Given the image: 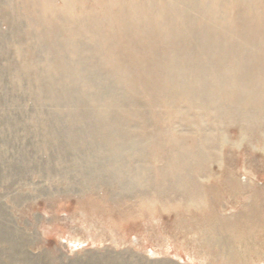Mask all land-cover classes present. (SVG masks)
Segmentation results:
<instances>
[{"label":"rangeland","instance_id":"obj_1","mask_svg":"<svg viewBox=\"0 0 264 264\" xmlns=\"http://www.w3.org/2000/svg\"><path fill=\"white\" fill-rule=\"evenodd\" d=\"M63 1L0 0V220L18 247L11 251L12 241L0 242L2 264H217L215 248H202L198 231L182 218L191 212L194 218L229 219L245 212L253 194L264 206V129L249 135L239 118L222 113L240 98L264 122V0H248L245 8H236L234 0H193L190 7L183 0H76L68 11ZM69 12L85 20L69 24ZM246 32L249 45L239 38ZM68 40L85 48L70 54ZM64 62L75 65L70 78L78 76V88L68 87ZM96 106L104 111L93 113ZM101 125L113 126L112 144L122 151L128 173L139 156L129 150L144 145V166L161 168L166 153L176 152V139L188 146L190 133L211 132L215 157L196 178L206 200L173 190L156 197L155 189L145 192L139 185L125 193V175L110 185L88 179L86 169L108 164ZM229 171L246 191L231 192ZM257 235L263 260L250 264H264V232Z\"/></svg>","mask_w":264,"mask_h":264},{"label":"bare ground","instance_id":"obj_2","mask_svg":"<svg viewBox=\"0 0 264 264\" xmlns=\"http://www.w3.org/2000/svg\"><path fill=\"white\" fill-rule=\"evenodd\" d=\"M76 0H64L63 3L65 5V8L68 10L71 9L72 6H76V3L75 2ZM248 0H234V3H235V7L238 8V6L240 5H243L245 8V5L246 4H250L251 2H253L254 0H252L250 3L247 2ZM96 2V1H95ZM117 2V1H116ZM115 2V3H116ZM123 2V1H122ZM113 3V2H112ZM119 3V2H118ZM193 0H183V4H186L188 5L189 7L193 4ZM227 3V2H226ZM81 4L78 2V5ZM150 4V3H149ZM142 5V4H141ZM184 5V6H186ZM251 5V4H250ZM97 6V5H96ZM115 6V5H113ZM112 6V7H113ZM118 8H121L122 6H124V3L121 5H117ZM143 6V5H142ZM150 6V5H149ZM111 7V6H110ZM169 7V6H168ZM117 8V9H118ZM144 8V7H143ZM186 8V7H185ZM112 9V8H110ZM173 9V8H172ZM181 9V8H180ZM189 9V8H188ZM192 9V8H191ZM107 10H109V8H107ZM123 10V8H122ZM230 8H226V12H230ZM55 11V10H54ZM174 11V9H173ZM189 11V10H188ZM214 11V10H213ZM212 11V12H213ZM119 12V11H118ZM123 12V11H122ZM237 12V11H236ZM89 13H92L89 12ZM109 13V12H108ZM120 13V12H119ZM133 13V12H132ZM231 13V12H230ZM111 16L113 15L112 13H110ZM186 14V13H185ZM187 14H189L187 12ZM137 15V14H135ZM89 21H92L95 25H99L98 22H94V20H97L94 16L95 15H92V14H89ZM123 16V15H122ZM185 16V15H184ZM121 17V16H120ZM120 17L118 21H120ZM187 17V16H185ZM184 17V18H185ZM230 17H232V15L230 14ZM82 18V17H81ZM79 17H76L75 14L73 15L72 12H69L67 14V16H65V21L67 23H71L72 20L74 19H81ZM127 18V17H125ZM144 18V17H143ZM259 18V17H258ZM58 19V18H57ZM56 19V20H57ZM114 19V18H112ZM117 21V18H115ZM137 19V18H136ZM135 19V20H136ZM188 19V18H187ZM191 20V18H189ZM188 19V21H189ZM228 19V18H227ZM85 19L82 18V20L80 21H83ZM121 20H124V18ZM134 20V21H135ZM138 20V19H137ZM142 20V19H141ZM140 20V21H141ZM150 20V18L148 19ZM162 20L164 21V19L162 18ZM161 20V22H162ZM182 20V19H181ZM186 20V19H184ZM182 20V21H184ZM223 20V19H222ZM62 21V20H61ZM188 21L186 22L188 24ZM262 21V20H261ZM87 22V20L85 21ZM105 22V21H104ZM123 22V21H122ZM160 22V23H161ZM237 22V21H236ZM60 23V22H59ZM128 23H130L128 21ZM155 23V22H154ZM163 23V22H162ZM185 22H183L184 24ZM185 23V25H186ZM85 24V23H84ZM159 24V23H158ZM167 24V23H165ZM232 24V23H231ZM250 26H248V30L249 28H252V25L251 23H248ZM261 24V23H260ZM62 25V24H61ZM74 25V24H73ZM111 25V24H110ZM161 25V24H160ZM168 25H169V22H168ZM167 25V26H168ZM222 25V24H221ZM84 26H87V24H85ZM83 26V27H84ZM112 26V25H111ZM146 26V25H145ZM159 27V25H157ZM188 26V25H187ZM186 26V27H187ZM115 27V26H114ZM162 27H165V26H162ZM170 27V25L168 26ZM172 27V26H171ZM220 27V26H219ZM232 27V26H231ZM256 27V26H255ZM77 28V27H76ZM85 28V27H84ZM88 29V27H86ZM110 28V27H109ZM127 28V27H125ZM135 28V27H134ZM176 28V27H175ZM213 28V27H212ZM82 28H78V30H81ZM116 29V28H115ZM141 29V28H139ZM169 30V28H167ZM171 29V28H170ZM217 29H220V28H217ZM114 32V28L112 29ZM128 30V29H127ZM165 30V29H164ZM209 30V29H208ZM226 30V29H224ZM231 30V29H230ZM76 31V29H75ZM88 31V30H87ZM86 31V32H87ZM90 31V29H89ZM130 31V30H128ZM159 31V30H158ZM170 31V30H169ZM174 31V30H173ZM212 31V30H211ZM98 32V31H97ZM124 32V31H123ZM127 32V31H126ZM148 31H146L147 33ZM152 32V31H150ZM171 32V31H170ZM176 32V30H175ZM179 32H182V31H179ZM184 32V31H183ZM214 32V31H213ZM74 33V32H73ZM99 33V32H98ZM113 33V32H112ZM116 33V32H115ZM128 33V32H127ZM130 33V32H129ZM140 33V32H139ZM154 33V31H153ZM156 33V32H155ZM166 33V30L165 32ZM229 33V31H228ZM235 33V32H234ZM251 33V32H249ZM249 33L247 34V32L245 33H240V36L239 38H241L242 40H245V41H241L243 44H250L249 41H252L251 40V36L249 35ZM114 34V33H113ZM125 34V33H124ZM132 34V32H131ZM130 34V35H131ZM152 34V33H150ZM168 34V33H166ZM208 34V33H206ZM216 34V33H215ZM218 34V33H217ZM69 35V33H68ZM78 35V34H77ZM84 35V33H83ZM90 35V34H89ZM91 35H94V34H91ZM98 35V34H97ZM122 35V34H121ZM129 35V34H128ZM128 35L126 37H128ZM129 35V36H130ZM156 35V34H155ZM170 35V34H169ZM168 35V36H169ZM174 35V34H173ZM172 35V37H173ZM176 35V34H175ZM231 35V33H230ZM234 35V34H233ZM261 35V34H260ZM75 36V35H73ZM79 36H82L79 35ZM100 36V35H99ZM147 37V35H145ZM153 36V34H152ZM209 37H211V35L208 34ZM208 36H207V40L208 39ZM224 36V35H223ZM229 36V35H228ZM70 37V36H69ZM67 37V38H69ZM148 37H149V34H148ZM156 37V36H155ZM153 36V38H155ZM213 37V36H212ZM219 37V36H218ZM80 38V37H79ZM94 38V37H93ZM92 38V39H93ZM116 38V37H115ZM131 38V37H130ZM229 38H232L231 36ZM227 38V39H229ZM238 38V39H239ZM87 39V38H85ZM89 39V38H88ZM91 39V38H90ZM89 39V40H90ZM100 39V37H99ZM103 39V38H102ZM140 39V38H139ZM143 39V38H141ZM214 39V38H213ZM82 40H84L82 38ZM101 40V39H100ZM145 40V39H144ZM206 40V41H207ZM231 40V39H230ZM229 40V41H230ZM240 40V39H239ZM85 41V40H84ZM96 41V40H94ZM128 41V40H127ZM142 41V40H141ZM234 41V40H233ZM233 41L231 43H233ZM86 42V41H85ZM104 42V41H103ZM106 42V41H105ZM103 43L106 44V43ZM209 43L211 42L208 41ZM214 41H212L211 43H213ZM217 42V41H216ZM68 46H67V49H68V52L71 54H79L82 52L84 45L81 43V44H77L76 41H70L68 40ZM88 43V42H86ZM188 43V42H187ZM186 42L184 44H187ZM255 43V42H254ZM91 44V43H90ZM101 44V43H100ZM131 44V43H130ZM214 44V43H213ZM241 44V46L243 45ZM208 45V43H207ZM211 45V44H210ZM209 45V46H210ZM217 45V44H216ZM228 45V43H227ZM230 45V43H229ZM263 45V44H261ZM172 46V45H170ZM220 46V44L218 45ZM225 46V45H223ZM222 46V47H223ZM232 46V45H231ZM186 47V46H185ZM208 46H206L205 48L207 49ZM212 47V46H211ZM210 47V48H211ZM227 46H225V49H226ZM230 46H228L229 48ZM233 47V46H232ZM235 47V46H234ZM105 48V47H104ZM151 48V47H150ZM187 49H189L188 47H186ZM204 48V49H205ZM213 48V47H212ZM217 48V46H216ZM248 48H251L250 46ZM183 49H184V45H183ZM215 49V46L214 48ZM232 49V52L233 51V48ZM255 49V48H254ZM263 49V48H262ZM86 50H91L89 48V46H87ZM107 50V48H106ZM151 50V49H150ZM164 50V49H163ZM212 50V49H211ZM217 50H222V48L220 47V49L218 48ZM256 50V49H255ZM259 50V49H258ZM99 51V50H98ZM101 51V50H100ZM171 51V50H170ZM223 51V50H222ZM260 51V50H259ZM105 52V51H104ZM114 52V51H113ZM225 52V51H223ZM229 53V51H227ZM226 52V53H227ZM231 52V51H230ZM261 52V51H260ZM263 52V51H262ZM89 53V52H88ZM92 53V52H91ZM89 53V55L91 54ZM212 53V52H211ZM217 53V52H216ZM219 54H221V51H218ZM226 53H224V55H227ZM107 54V53H106ZM109 54V52H108ZM112 54V53H111ZM171 54V53H170ZM181 54V53H180ZM205 54V53H204ZM208 54V52L206 53ZM210 54V53H209ZM233 54V53H232ZM235 54V52H234ZM238 54V52H237ZM237 54L235 56V58L237 57ZM94 55V53H93ZM102 55V54H101ZM115 55V54H114ZM152 55V54H151ZM214 55V54H213ZM216 55V54H215ZM214 55V56H215ZM222 55V54H221ZM230 55V54H229ZM96 56V54H95ZM156 56V55H155ZM172 56V54L170 55ZM209 58V55H207ZM218 56V55H217ZM216 56V57H217ZM249 56V55H248ZM92 57V55H91ZM106 57V56H105ZM114 57V56H113ZM173 57V56H172ZM232 56L230 55L229 56V59L231 58ZM261 57V56H259ZM102 58V56H101ZM100 58V59H101ZM104 58V57H103ZM174 58V57H173ZM220 58V57H219ZM222 58V57H221ZM220 58V59H221ZM225 58V56H224ZM234 58V57H233ZM239 58V56H238ZM243 58V57H241ZM264 58V56H263ZM115 59V58H114ZM133 59V58H132ZM175 59V58H174ZM213 59V58H212ZM111 60V59H110ZM135 60V59H134ZM215 60V58H214ZM217 60V59H216ZM215 60V61H216ZM235 60V59H234ZM263 60V59H262ZM173 61V60H172ZM187 61V60H186ZM218 61V60H217ZM216 61V63H217ZM252 61V60H251ZM261 61V60H259ZM70 62V61H69ZM69 62H64L63 65H62V74L63 75H66L67 78H68V87H71L74 86L76 88H78L80 86V80L78 78V76L76 75V79L74 78H70V72H72L71 70L73 69H76V68H73V66H75L74 64L72 63H69ZM122 62V61H121ZM171 62V61H170ZM195 62V61H194ZM227 62V61H226ZM233 61H231L232 63ZM239 62V61H238ZM243 62V61H242ZM246 62V61H245ZM116 63H117V60H116ZM184 63V62H183ZM182 63V64H183ZM215 63V62H214ZM170 64V63H169ZM213 64V63H212ZM229 64V62L227 63ZM247 64V63H246ZM258 64V63H257ZM177 65V64H175ZM186 65V64H184ZM194 65V64H193ZM217 66V64H215ZM230 65V64H229ZM236 64L234 63V66ZM107 66V65H106ZM136 66V65H135ZM181 65H179L178 67H180ZM214 66V64H213ZM215 66V67H216ZM237 66V65H236ZM249 66V65H248ZM256 66V65H255ZM258 66V65H257ZM260 66V65H259ZM263 66V65H262ZM139 67V66H137ZM196 67V66H195ZM228 67V65H227ZM238 67V66H237ZM107 69H109V67H106ZM140 68V67H139ZM144 68V67H143ZM181 68V71H182V67ZM179 68V69H180ZM213 68V67H211ZM231 68V67H229ZM233 68V67H232ZM248 68V67H247ZM251 68V67H250ZM262 68V67H261ZM264 68V66H263ZM131 69H132V66H131ZM174 69V67H173ZM176 69V73L177 72V67L175 68ZM81 70V69H80ZM209 70V69H208ZM212 70V69H210ZM219 70V69H218ZM232 70V69H230ZM234 70V69H233ZM232 70V71H233ZM264 70V69H263ZM75 72V70H73ZM170 71V70H168ZM175 71V70H174ZM231 71V73H232ZM235 71V70H234ZM236 71H239L238 69ZM233 72L235 73V75L238 73V72ZM130 72V71H129ZM128 72V73H129ZM172 72V71H170ZM216 72V71H215ZM213 72L212 75L215 73ZM220 72V71H219ZM249 72V71H248ZM257 72V71H256ZM259 72V71H258ZM73 73V72H72ZM174 73V72H173ZM175 73V74H176ZM185 73V72H184ZM210 73V72H209ZM74 74V73H73ZM172 74V73H171ZM180 74V72H179ZM179 74H176L175 77H178ZM186 74V73H185ZM120 75V74H118ZM182 75L183 74V71H182ZM239 75V74H238ZM71 76H74V75H71ZM123 76V75H122ZM211 76V75H210ZM216 76V75H215ZM184 77V76H183ZM251 77L253 76H249L247 78L252 79ZM186 78V77H185ZM214 78V77H213ZM233 78H235V81L238 79L236 78V76H233L232 77V81H233ZM181 78H179L178 80L180 81ZM184 79V78H182ZM187 79V78H186ZM185 79V80H186ZM94 80V78H93ZM184 80V81H185ZM211 80V79H210ZM183 80H181L180 82H182ZM184 81L181 83L183 84ZM215 81V80H214ZM231 81V80H230ZM231 81V83H232ZM96 83V82H95ZM208 83V82H207ZM236 84V83H235ZM112 85V84H111ZM210 85V84H209ZM233 85V83H232ZM96 86V85H95ZM179 86V85H178ZM182 86V85H181ZM230 87V86H229ZM238 87V86H237ZM179 88V87H178ZM182 88V87H181ZM180 88V89H181ZM206 88V87H205ZM232 87H230L231 89ZM184 89V88H183ZM233 89V88H232ZM237 89V88H236ZM176 90V89H175ZM201 90V89H200ZM85 91V90H84ZM84 91L82 89H79V93L81 94V96H83L84 94ZM234 92V91H233ZM236 92V91H235ZM238 92V91H237ZM68 94V91L64 90V91H61V94H64L65 95ZM181 93V91H180ZM184 93V92H183ZM185 94V93H184ZM217 94V93H216ZM174 95V94H173ZM100 96V95H99ZM176 96V94H175ZM103 97V95H102ZM178 97V95H177ZM176 97V98H177ZM182 97V95H181ZM229 95L226 96L225 95V100H229ZM259 97V96H258ZM108 98V97H107ZM175 98V97H174ZM184 98V97H183ZM99 99V97H98ZM237 99V97L235 99H233V102ZM102 100V99H101ZM197 100V99H196ZM210 100V99H209ZM188 101V100H187ZM106 102V101H105ZM218 102V101H217ZM99 103V102H98ZM116 104V103H115ZM124 104V103H123ZM185 104V103H184ZM189 104V103H187ZM186 104V105H187ZM193 104V103H192ZM197 105V104H195ZM233 105V107H232ZM212 104L210 105V108H211ZM236 106V107H235ZM229 107H232V111H227V112H222L224 113L223 115L225 114H228L229 118H232V117H235V118H239L238 119V123L242 124L244 126V128H246L247 132L250 134H254L255 132H257L258 130H262L264 129V122L260 120V117H261V114L260 112H257L254 108V106H252L251 103H247L245 106H244V101L240 98H238V101L236 103H231L229 105ZM189 108V107H188ZM93 109V108H91ZM191 110V109H190ZM212 110V109H211ZM104 110L101 108H98L96 106V108L93 109V113H101L103 112ZM189 111V110H188ZM199 111V110H197ZM213 111V110H212ZM218 111V110H217ZM200 112V111H199ZM209 112V111H208ZM214 113V112H213ZM114 114V113H113ZM180 114V113H179ZM206 114V113H205ZM177 115V114H176ZM212 115V113H211ZM233 115H237V116H233ZM264 115V114H262ZM232 116V117H231ZM116 117V116H115ZM192 117V116H191ZM218 117V116H216ZM185 118V117H184ZM204 118V116H203ZM218 118H221V117H218ZM169 119V118H168ZM222 119V118H221ZM201 120V119H200ZM173 122V121H172ZM204 122V121H203ZM216 122V121H215ZM218 125V124H217ZM182 126V125H180ZM206 126V125H205ZM204 126V127H205ZM216 126V125H215ZM220 126V125H219ZM113 128L112 125L110 126H107V125H101L100 126V129H101V132H102V136H104L106 138V141L107 143L109 144V147H108V151L109 153L107 154V160H108V164L107 165H99L97 166V168H91V169H86L85 170V175L88 177V179H90L91 181H94L96 179H101V182L102 183H106L107 185H110L112 183H114L113 181H115L116 179L118 178H121L122 176H127V180H126V183H122L121 184V187L123 188V191L125 193H130V191H134V190H137V188H135L136 186H141L144 187V190L145 192L148 191V189H155V196H161V195H166L168 193H170V190H173V191H176V192H183L184 191V194L188 195L189 197H192L193 200H206L200 193H198V189H199V184L196 182V178L198 176H203V174L205 173L206 169H207V165L208 163L212 162L214 157H215V154L213 153V151L216 150V136H212L211 135V132L210 133H202L200 136H197V137H194V135L192 133H190L191 135L189 137H187V139L189 138L190 139V143L188 146H184V144L182 143V140L180 139H176V142H175V145H176V152H167L166 153V157H164V160H165V164L164 166H162L161 168H156L154 169L153 166L151 167V170H149L150 168L147 166H144V163H145V159L147 158L146 155H143L145 156L146 158L143 160L141 157V153L144 149V145L140 148H136V149H133V150H129L130 152H134V154H138L139 153V156L135 155L137 158L133 164V167L134 169L128 173L127 171V167L126 165H124L125 163L123 162V154H122V151L118 148V147H115L112 143H113V140H112V133L110 132V129ZM176 128V127H175ZM205 129V128H204ZM212 129H214L212 127ZM208 130H210V127L208 128ZM117 131V130H115ZM142 132V131H141ZM206 132V131H204ZM209 132V131H207ZM88 134V133H87ZM181 134V133H180ZM120 135V133H119ZM156 135V134H155ZM174 135V134H173ZM178 135V134H175V136ZM102 136H100L102 138ZM160 136V135H158ZM178 136H181V135H178ZM178 136H176L178 138ZM184 136V134H183ZM185 136H188L185 134ZM125 137V135H124ZM154 137V136H153ZM156 137V136H155ZM165 137V136H164ZM161 138V137H160ZM103 139V138H102ZM101 139V140H102ZM128 139V138H127ZM185 140V137L182 138ZM109 140H111V143L109 142ZM126 139H124L125 141ZM129 140H130V137H129ZM163 140V139H162ZM104 141V140H103ZM127 141V140H126ZM186 141V140H185ZM75 142V141H74ZM188 142V141H187ZM102 145V144H101ZM157 145V144H156ZM187 145V144H186ZM138 146V145H137ZM158 150H160V148L156 147ZM172 148V146H171ZM208 148L211 150V151H208ZM156 152V151H155ZM153 152V153H155ZM166 152V151H165ZM152 153V154H153ZM163 153V152H162ZM132 155V154H131ZM156 155H158V153L156 152ZM129 156V155H128ZM176 158V159H175ZM247 159V158H246ZM176 160V162H175ZM175 162V163H174ZM132 165V163H131ZM146 165V163H145ZM92 167V166H91ZM94 167V166H93ZM232 171V170H231ZM229 171V178L226 180L229 184V187L231 189V192L233 191L234 192H238L239 194L241 193L240 191H246L247 190V187L245 188H242L241 184L233 177L232 175V172ZM124 173V174H123ZM194 173V174H193ZM152 175V176H151ZM124 178V177H123ZM249 179V178H248ZM153 181L156 182V184L154 185L153 187ZM218 182V181H217ZM221 182V181H220ZM247 184V183H246ZM248 185V184H247ZM218 186V185H217ZM226 186V185H225ZM119 187V186H118ZM119 187V189L121 188ZM228 187V188H229ZM175 188V189H174ZM110 189V188H109ZM111 190V189H110ZM117 189H115L112 193L113 196H116L119 192H115ZM227 190V189H226ZM109 193V192H108ZM111 193V192H110ZM232 193V194H233ZM237 193V194H238ZM106 195V194H105ZM179 194H177L178 196ZM180 195H182L180 193ZM254 195V194H253ZM251 196L250 197V200H247L249 203L245 204L243 206V209L245 210L244 213H239L237 215H234V217H231L229 219H225V220H215L214 219H207L205 214L204 216H200V217H195L193 216V213L191 212H188L185 214L189 217L188 219H184L182 218V224L183 225H187L189 227L193 226L196 231H198V243L201 245L202 248H212L216 250L217 254H214V258H215V261L217 262L218 264V261L220 262V264H250L252 262H255L253 261V259H255L257 261V259L259 260H263L261 259L263 257V254L262 252H260L259 250V245L258 243L255 242V240L257 238H259V236L257 234H261L264 232V220L263 219H260L259 216L261 215H264V206H263V202L262 200H257L255 196ZM121 196V194H120ZM210 202V201H209ZM210 204V203H208ZM207 204V205H208ZM239 204V203H238ZM233 206V205H232ZM207 213V212H206ZM2 213H0V219H1V216ZM189 220V221H187ZM243 221V222H240V221ZM187 221V222H186ZM240 222L239 226H235V223L236 222ZM190 222V223H189ZM186 223V224H185ZM181 224V225H182ZM190 224V225H189ZM9 229V228H8ZM255 230V231H254ZM254 231V232H253ZM13 235H14V232L12 231H9L7 230L4 225L2 224V220H0V242L2 241H12L14 243V239H13ZM17 236V235H16ZM19 237V236H18ZM16 238V237H15ZM264 238V237H263ZM255 239V240H254ZM257 241V240H256ZM261 241V240H259ZM17 243V242H16ZM20 245V244H19ZM199 245V246H200ZM263 246V245H262ZM17 245L14 243V247H12L10 250L12 251L13 249H16L17 250ZM5 252V251H4ZM7 253V252H5ZM12 253V252H11ZM1 255V254H0ZM13 255V254H12ZM15 256H18L15 254ZM5 257V256H4ZM16 257H13V259H15ZM24 261V260H23ZM26 264H42V262H39V261H28V259L25 260ZM0 264H2V261L0 260ZM256 264V263H255ZM261 264V263H260Z\"/></svg>","mask_w":264,"mask_h":264}]
</instances>
